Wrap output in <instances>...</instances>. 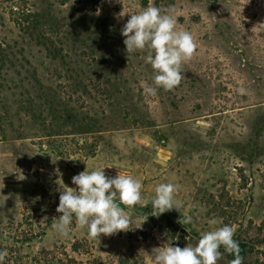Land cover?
<instances>
[{"label": "rangeland", "instance_id": "1", "mask_svg": "<svg viewBox=\"0 0 264 264\" xmlns=\"http://www.w3.org/2000/svg\"><path fill=\"white\" fill-rule=\"evenodd\" d=\"M149 4L195 43L179 85L154 95L147 50L128 58L121 35ZM86 167L140 180L144 206L117 201L129 230L92 239L73 218L54 231L55 182L74 188ZM159 183L175 208L157 218ZM223 224L242 264H264V0H0L2 264H153V248Z\"/></svg>", "mask_w": 264, "mask_h": 264}, {"label": "clouds", "instance_id": "2", "mask_svg": "<svg viewBox=\"0 0 264 264\" xmlns=\"http://www.w3.org/2000/svg\"><path fill=\"white\" fill-rule=\"evenodd\" d=\"M128 13L130 16L121 29L125 53L129 58L138 51L147 50L145 63L151 66L154 74L155 87H146L145 92L154 95L157 89L172 90L181 81L182 64L194 54L192 35L187 31L177 30L174 17L162 13L151 4L142 11ZM99 14L100 10L97 9L96 15ZM124 14L119 15L123 17ZM104 169L105 167H101L99 170L89 171L86 167L72 177V184L76 186L74 188L66 185L63 180L61 182L62 178L56 180V191L59 193L56 211L59 215L52 228L61 237L70 234L73 218L80 228L87 229V235L92 239L100 238L102 234L111 236L129 230V219L118 203L129 210L138 205L144 206L141 182L130 175L121 174V171L115 177L106 176ZM174 193V184H157L151 198L150 215L158 218L175 208ZM180 222L187 227L192 223V218L186 216ZM208 223L214 226L219 222L211 219ZM221 248L234 256L231 264H242L239 243L234 239V229L227 224L202 232L195 246L155 247L151 255L153 264H217ZM4 255L0 252V264Z\"/></svg>", "mask_w": 264, "mask_h": 264}, {"label": "trees", "instance_id": "3", "mask_svg": "<svg viewBox=\"0 0 264 264\" xmlns=\"http://www.w3.org/2000/svg\"><path fill=\"white\" fill-rule=\"evenodd\" d=\"M239 247H240V253H239V255L240 256H244L245 255V252H246V250H245V245H244V243L243 244H240L239 243Z\"/></svg>", "mask_w": 264, "mask_h": 264}]
</instances>
